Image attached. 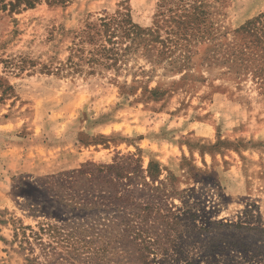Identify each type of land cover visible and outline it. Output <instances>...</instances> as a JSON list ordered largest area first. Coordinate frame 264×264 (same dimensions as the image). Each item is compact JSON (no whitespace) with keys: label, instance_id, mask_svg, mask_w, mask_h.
Segmentation results:
<instances>
[{"label":"rangeland","instance_id":"1","mask_svg":"<svg viewBox=\"0 0 264 264\" xmlns=\"http://www.w3.org/2000/svg\"><path fill=\"white\" fill-rule=\"evenodd\" d=\"M194 3L204 21L186 31L177 18ZM117 10L152 30L153 41L110 68L68 63L72 49L91 48L79 44L86 23ZM260 13L264 0H41L0 9V264H28L27 256L96 264L114 244L119 264H158L160 250L139 255L123 226L108 225L133 210L167 248L165 264H263L264 240L254 243L252 228L264 229V84L232 54L235 30ZM126 181L135 191L120 202ZM148 198L162 208L141 220L135 202ZM48 225L56 227L42 234L51 258L38 245L19 248L18 228Z\"/></svg>","mask_w":264,"mask_h":264},{"label":"trees","instance_id":"2","mask_svg":"<svg viewBox=\"0 0 264 264\" xmlns=\"http://www.w3.org/2000/svg\"><path fill=\"white\" fill-rule=\"evenodd\" d=\"M40 1L41 0H0V9L4 10L8 8L9 12L17 11L21 7H32ZM44 1L50 5H58L65 4L70 0ZM184 15L186 17L184 21H182L181 17L177 18V25L180 27L181 24H184L186 31H188V29L193 30L196 25L201 24L204 21V12L200 10V5H196V3H194V5L191 6V10L189 12H185ZM152 32L153 31L149 28H142L139 25L133 23L127 11L122 12L117 10L116 13L112 15L98 18L96 22L89 21L86 23L85 28L80 34L79 44L86 42L91 45V48L86 52L84 51V48H81L80 46H78L76 49H72V52L68 57V63L76 67V63L73 61L74 58L77 57L84 60L91 66L95 64H101L106 68H110L111 66H115L120 58L126 56L131 50H136L137 46L140 45V42H143V45L145 46L148 42L153 41ZM235 33L239 36L240 40L233 50V58H237V63H239L241 66H245L246 68L250 67L252 74L257 77V79L260 81V84H264V13H260L254 18L247 20L241 27L235 30ZM233 58L231 57V62ZM178 69H180V67H178ZM153 93H156V91L153 90ZM116 167L117 166H108L107 168L113 172L117 170ZM150 167H152L151 162L149 164L148 173H150ZM149 175L151 178V174ZM130 185L131 184L128 181L121 184V187L123 186L122 190L119 193V196H116L120 202L127 199L135 191L133 188H130ZM135 203L138 205V208L140 206V209H142V212L144 213L142 217L143 219L141 220H145L153 209L162 208L161 200L154 198H148V201H143L140 205L139 202ZM107 207L111 206L108 205ZM116 210L119 211L120 208H116ZM168 211L170 212V210ZM170 216L177 221L180 220V216L175 215V213L170 212ZM138 217H140V215L138 212L136 213V210H133L132 215L127 218H125V215L116 214L110 216V224L108 223V225L110 226L115 224V226H123L125 235L131 238V242L135 243L136 250L139 252V255H144L147 258V252L151 254L154 252V249L160 250L164 257L161 258L157 263L165 264L164 262L167 261L165 258L167 255V248L164 246L157 247L159 245L160 238L158 236L152 237L151 235L156 234L154 231L140 226L139 221L136 220ZM239 227L241 228V225L237 226V228ZM92 228H94L93 225L90 227V229ZM53 229L56 230V227L48 225L47 228L41 226L38 229L39 231H33L30 227L22 226L14 232V238L17 239L20 236L18 242L19 248L21 250H28L29 253H32L34 246L38 245L42 250V255L51 258L55 252L51 251L50 256H47L49 252L47 248L50 245L43 242L42 234L44 231L50 232ZM252 229H254L253 236L255 239L252 238L254 243L256 241L259 242L260 240H264V229ZM26 230H28L29 233H26ZM80 232L81 231L79 230L73 232V236L76 237L77 234H80ZM167 235L169 234L166 232L164 236L168 237ZM115 239L116 241L121 240V236L119 238L115 236ZM106 247L107 248L100 249L102 258L104 256L106 257V254L112 256L106 259L105 262H99V259H97L96 264H119L121 261L118 259H113L115 256H117L116 245L114 244L111 247ZM176 247V251H178V249L182 248L183 246L179 244ZM233 247L237 252L236 255L239 256V259H243L247 262L246 254L247 250H249L248 246L239 243L233 244ZM254 251L257 253L256 249H254ZM80 254L81 253H78L77 256H80ZM99 256L100 255L97 253L96 257ZM25 259L28 261V264H41V262L38 260V257L27 256ZM186 264H193V262L188 261Z\"/></svg>","mask_w":264,"mask_h":264}]
</instances>
